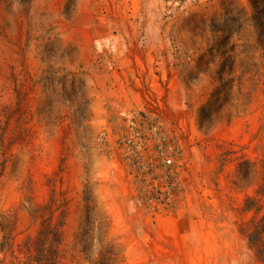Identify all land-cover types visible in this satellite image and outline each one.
Instances as JSON below:
<instances>
[{
	"label": "rangeland",
	"instance_id": "1",
	"mask_svg": "<svg viewBox=\"0 0 264 264\" xmlns=\"http://www.w3.org/2000/svg\"><path fill=\"white\" fill-rule=\"evenodd\" d=\"M227 10L252 0H0V264L40 237L91 264L79 235L118 264H264V52ZM143 123L174 156L145 178L114 147L141 126L149 155Z\"/></svg>",
	"mask_w": 264,
	"mask_h": 264
},
{
	"label": "built area",
	"instance_id": "2",
	"mask_svg": "<svg viewBox=\"0 0 264 264\" xmlns=\"http://www.w3.org/2000/svg\"><path fill=\"white\" fill-rule=\"evenodd\" d=\"M135 127L141 126H134L131 128L133 130L132 133L125 131L124 126L117 128L115 138L116 144L114 146L117 150L121 149L120 154L122 160L132 165L134 174L145 178L146 174H152L155 166L163 165L164 167H172L174 164V156L172 155L173 148L171 149L170 145H166L167 139L164 136H160L158 126L155 125V123L145 124V127H143L144 132L141 131L144 136L148 137V141L146 142L150 143V151L152 150L150 152L148 149V152H150L149 155H147L148 153L142 152V149L138 146L140 144L134 136V130L137 129ZM107 131L108 130H104L100 133L99 141L107 142L105 140ZM137 134H139L138 131ZM169 149H171V151L168 153Z\"/></svg>",
	"mask_w": 264,
	"mask_h": 264
},
{
	"label": "trees",
	"instance_id": "3",
	"mask_svg": "<svg viewBox=\"0 0 264 264\" xmlns=\"http://www.w3.org/2000/svg\"><path fill=\"white\" fill-rule=\"evenodd\" d=\"M252 8L253 10L251 15L245 18H242L243 16H236L227 10L226 20L227 23L229 22L232 26L235 24L240 26V22L246 23L251 20L254 23V29H259L260 31V34H256L257 36H255L253 47L255 50L259 49L264 52V0H252ZM231 30H233L232 27L228 29V34H231ZM255 45H258L259 47H256ZM8 236L10 238V234H8ZM8 236L5 237L7 241L4 243L9 242ZM79 237V244L82 246V251L90 260L91 264H118L116 261L117 254L115 252L112 253L109 250L98 251L99 259H94L92 257V250L85 246L90 238H84L83 235H79ZM36 245L37 253L33 256V259H31L30 264H56V250L54 249V246L51 245L46 248L41 237L37 240Z\"/></svg>",
	"mask_w": 264,
	"mask_h": 264
}]
</instances>
